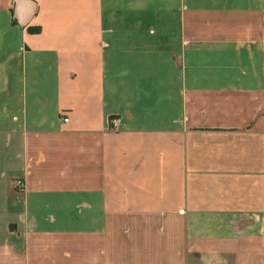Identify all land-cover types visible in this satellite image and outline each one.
Wrapping results in <instances>:
<instances>
[{
    "label": "crops",
    "instance_id": "obj_1",
    "mask_svg": "<svg viewBox=\"0 0 264 264\" xmlns=\"http://www.w3.org/2000/svg\"><path fill=\"white\" fill-rule=\"evenodd\" d=\"M0 264H264V0H0Z\"/></svg>",
    "mask_w": 264,
    "mask_h": 264
},
{
    "label": "built area",
    "instance_id": "obj_2",
    "mask_svg": "<svg viewBox=\"0 0 264 264\" xmlns=\"http://www.w3.org/2000/svg\"><path fill=\"white\" fill-rule=\"evenodd\" d=\"M68 120H69L68 117L64 118V121H68ZM22 185H23L22 180H16V186L21 187Z\"/></svg>",
    "mask_w": 264,
    "mask_h": 264
}]
</instances>
